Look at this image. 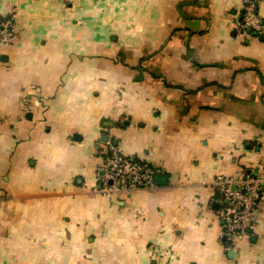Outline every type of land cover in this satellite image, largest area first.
<instances>
[{
  "label": "crops",
  "instance_id": "obj_1",
  "mask_svg": "<svg viewBox=\"0 0 264 264\" xmlns=\"http://www.w3.org/2000/svg\"><path fill=\"white\" fill-rule=\"evenodd\" d=\"M243 0H0V264H264L222 240L219 175L264 159L262 30ZM156 188L97 191L107 143Z\"/></svg>",
  "mask_w": 264,
  "mask_h": 264
},
{
  "label": "built area",
  "instance_id": "obj_2",
  "mask_svg": "<svg viewBox=\"0 0 264 264\" xmlns=\"http://www.w3.org/2000/svg\"><path fill=\"white\" fill-rule=\"evenodd\" d=\"M260 0H243V8L232 24L239 35L260 33L262 23L258 13ZM15 15L0 19V47L7 48L15 41ZM259 173L239 172L232 176L219 175L214 180L218 193L217 215L222 221L220 238L230 243L242 240L255 230L264 186V159ZM156 170L148 162L126 156L111 142L107 143L103 162L96 171L97 191L107 196L156 188Z\"/></svg>",
  "mask_w": 264,
  "mask_h": 264
},
{
  "label": "trees",
  "instance_id": "obj_3",
  "mask_svg": "<svg viewBox=\"0 0 264 264\" xmlns=\"http://www.w3.org/2000/svg\"><path fill=\"white\" fill-rule=\"evenodd\" d=\"M253 34H257V33L253 32Z\"/></svg>",
  "mask_w": 264,
  "mask_h": 264
},
{
  "label": "water",
  "instance_id": "obj_4",
  "mask_svg": "<svg viewBox=\"0 0 264 264\" xmlns=\"http://www.w3.org/2000/svg\"><path fill=\"white\" fill-rule=\"evenodd\" d=\"M0 19H2V18H0Z\"/></svg>",
  "mask_w": 264,
  "mask_h": 264
}]
</instances>
